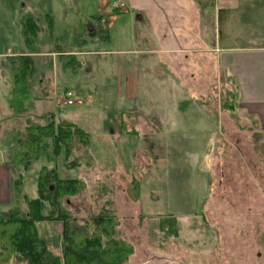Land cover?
<instances>
[{"label":"rangeland","instance_id":"obj_1","mask_svg":"<svg viewBox=\"0 0 264 264\" xmlns=\"http://www.w3.org/2000/svg\"><path fill=\"white\" fill-rule=\"evenodd\" d=\"M15 1L27 0H0V215L26 212L45 167L83 181L61 199L72 224L91 229L99 214L116 218V237L131 250L125 264H264V134L241 116L235 81L215 66V49L264 45V0H131L141 13L130 0L118 9L113 0H103L104 9L102 0H51L54 29L36 9V30L26 35L15 26ZM156 30L172 52L157 55L172 65L165 67L176 82L172 104L162 103L164 77L142 86ZM78 50L91 53H67ZM130 56L142 58L136 70L118 66ZM135 71L138 93L131 82L119 92L121 73ZM154 73L161 71L147 74ZM135 111L172 116L147 127ZM61 118L86 132L87 144L75 136L66 157L45 139L35 159L22 158L27 126ZM36 228L51 237L61 222Z\"/></svg>","mask_w":264,"mask_h":264},{"label":"trees","instance_id":"obj_2","mask_svg":"<svg viewBox=\"0 0 264 264\" xmlns=\"http://www.w3.org/2000/svg\"><path fill=\"white\" fill-rule=\"evenodd\" d=\"M34 27L31 22L26 23L23 34L32 28L35 31ZM23 66L28 68L26 64ZM24 134L25 139L18 143V149L27 161L38 156L45 139L51 142L55 154L63 148L67 157L71 139L76 136L87 144L88 138L86 132L63 118L58 119L57 124L50 121L44 126H27ZM82 183L79 179H61L55 170L42 167L37 177V196L26 200V212L15 210L6 217L0 215V264H8L13 258L24 260L26 264H125L131 250H126L127 243L116 237L115 217L109 213L99 214L91 220L90 229L88 224H72L61 206V199L75 194ZM41 221L61 222L60 234L49 237L44 232L40 235L36 223ZM49 245L60 252L51 251Z\"/></svg>","mask_w":264,"mask_h":264},{"label":"crops","instance_id":"obj_3","mask_svg":"<svg viewBox=\"0 0 264 264\" xmlns=\"http://www.w3.org/2000/svg\"><path fill=\"white\" fill-rule=\"evenodd\" d=\"M26 1V0H25ZM35 1V0H34ZM30 1L27 0L26 2H22L20 5H18V3L15 1L12 11L15 12L17 11L18 14V18L16 20L15 26L17 25L16 29L18 28V25L22 27V32H23V26L26 25V23H32V25L34 24L35 27L34 29L36 30V19H35V14H36V9L37 11H43L44 15V19L47 21V26H48V30L52 31L54 29V24H53V3L51 2V0H46L44 2V0H40L41 4L40 5H36V1ZM111 1L108 2V4ZM129 4V8L131 9H140L139 12L141 13V7L139 8L137 6V4H133V2L130 0L128 1ZM182 2V1H181ZM185 2V1H184ZM45 6H43V4H45ZM107 2L105 3V1H100L99 2V9H104V7L106 6ZM62 5V3H59V6ZM179 6L182 5L185 7V3H181L178 4ZM152 6V7H151ZM147 4L145 8H157L156 5L152 4V5ZM56 8H57V4H56ZM148 11H150V9H148ZM138 13L137 15H135V17L133 18L136 21H141L143 20L141 14ZM155 14V13H154ZM150 16V15H149ZM32 19V21H30ZM154 19V22H156V20H158V18H154L152 17V20ZM156 19V20H155ZM18 21V24H17ZM50 24V25H49ZM169 24V23H168ZM167 24V26H164L165 30L167 31L166 28L169 27V25ZM90 31V30H89ZM161 32L159 30H156V34L155 37L158 36L156 40H158L159 44H158V48H151L150 50H148V53L150 54L149 59L147 58L146 60V64L147 67L150 68H146L144 69V73L142 74V80L144 82V84L142 85L143 87L149 88V87H156L155 85V80H161L163 77V84L161 85V87H163V93H164V101H162L163 104H172L174 103V99L171 97L172 93H174L176 91V88L174 89V91L172 92V86H175L176 82H174L172 79V75H169V73L167 72V69L165 67H171V63L166 62L164 64V61L162 63V60H160V58H157V55L159 56L160 54L162 55H169L172 53L171 50L169 51V49H164L163 46V41H162V37L161 35H159ZM166 36V34H165ZM91 38V37H90ZM151 39V41H153L152 39H155L154 37H148ZM161 46V47H159ZM59 48V46H56L55 49L57 50ZM215 49V66L216 68H218L217 64H220V66H224L223 68H225V71L227 73V75L235 81V85H236V89H237V106L240 109V113L242 117H248V119H252V122H255L256 128L258 130L259 133L264 134V45L263 46H259V47H247V48H226V49ZM58 51V50H57ZM138 53H140V50H137ZM67 53H69V55L74 54V53H78V55H85L88 53H91L89 51H82V50H78L77 52H73L71 53L70 51ZM174 53V52H173ZM28 53H23V55H27ZM49 55L52 54V52L48 53ZM48 54H42V55H48ZM22 55V54H20ZM68 55V54H67ZM156 55V56H155ZM223 55L224 61L226 60V62H223V58L221 57ZM71 57V56H70ZM221 57V58H220ZM72 58V57H71ZM75 60V58H73ZM73 59H70V61H74ZM174 59V58H173ZM142 58H131L130 56V60H127L125 62H123L122 64H118V66H125V63L130 64H134L135 66V70L136 68H138L139 66V62H141ZM144 60V58H143ZM76 61V60H75ZM144 63V62H143ZM127 64V65H128ZM87 65V64H86ZM160 70L161 74H152L149 75L147 73H149L151 70L155 71V70ZM122 72V71H121ZM147 72V73H146ZM123 73H121L122 75ZM120 75V83L118 85V89L119 92L120 90H123L128 86V82H131V84L133 85V89L135 90V93H138V80H139V76L137 75V72L135 71L134 74L129 77V75H125V76H121ZM131 78V79H130ZM169 78V80H168ZM171 81L172 84H169ZM184 86L186 85L185 80L183 79ZM167 83V84H165ZM164 85V86H163ZM183 86V87H184ZM176 87V86H175ZM152 88H150L149 90L151 91V95L147 93L148 96L152 97ZM185 88V87H184ZM162 93V92H161ZM165 93L167 94V96L165 95ZM171 94V95H170ZM185 97V96H184ZM148 103H152L151 99H149ZM169 107L163 108V111H165L166 113H168V110L171 111L172 108L168 109ZM135 113H138L137 115H139V117L143 118L145 121V125L147 127H151V123H148L149 120H155V123L161 124V127H163V120L165 121L166 119H170V117L172 116V114H157V116L155 115V117H151L149 114H144V112H139V111H135ZM148 120V121H147ZM136 128V126H135ZM135 128H133L134 130H136ZM263 146H264V141H263Z\"/></svg>","mask_w":264,"mask_h":264},{"label":"built area","instance_id":"obj_4","mask_svg":"<svg viewBox=\"0 0 264 264\" xmlns=\"http://www.w3.org/2000/svg\"><path fill=\"white\" fill-rule=\"evenodd\" d=\"M109 4H110V7H111L112 9H118V8H120L121 6H123L122 3L119 2V0H113V1H111ZM71 96H72V92L69 91V90H67V91L65 92V97L67 98V100H65V103H66L67 105H71V104H72V99L70 98Z\"/></svg>","mask_w":264,"mask_h":264}]
</instances>
